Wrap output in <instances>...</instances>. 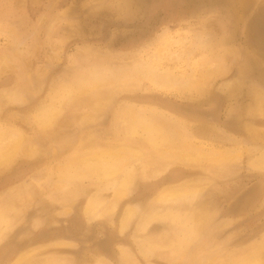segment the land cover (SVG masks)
<instances>
[{
	"label": "rangeland",
	"instance_id": "1",
	"mask_svg": "<svg viewBox=\"0 0 264 264\" xmlns=\"http://www.w3.org/2000/svg\"><path fill=\"white\" fill-rule=\"evenodd\" d=\"M262 27L264 0H0V264H264Z\"/></svg>",
	"mask_w": 264,
	"mask_h": 264
},
{
	"label": "bare ground",
	"instance_id": "2",
	"mask_svg": "<svg viewBox=\"0 0 264 264\" xmlns=\"http://www.w3.org/2000/svg\"><path fill=\"white\" fill-rule=\"evenodd\" d=\"M255 21V20H254ZM254 21L253 22H251L250 24H251V29L252 30H256L257 31V29L255 28V26H254ZM256 23L258 24V26H259V21L258 20H256ZM263 28V27H262ZM259 29H261V28H259ZM261 30H263L264 31V28L263 29H261ZM260 30V31H261ZM256 35H257V33H255ZM261 39V38H260ZM256 40H257V44H255V52H256V55H257V57L258 58H261V56L258 54V52H257V47H258V45H259V37L258 38H256ZM176 79V78H175ZM170 82V81H169ZM157 84H158V82H157ZM160 84V83H159ZM47 114V112H45L44 113V116ZM46 120V119H45ZM140 124V123H139ZM135 125H136V123H135ZM137 126V125H136ZM136 133V132H135ZM133 134V133H132ZM170 134V133H169ZM168 134V135H169ZM166 138H167V135L165 136ZM175 137V136H174ZM20 137L19 136H17V135H7L6 136V139L8 140V143L9 142H11V144H9V146H5V147H1L0 148V162H2L3 160H5L11 153H12V151H13V149H14V147H15V145L14 144H17L16 142H18V139H19ZM171 138V137H170ZM173 138V137H172ZM176 139V138H175ZM7 140H5L4 141V139L1 141V143L2 142H5L4 144H6V141ZM178 141V140H177ZM13 143V144H12ZM144 144H147V143H144ZM154 144H156V143H154ZM2 145V144H1ZM140 145V144H139ZM156 146V148L157 149H160L159 147H160V145L159 144H156L155 145ZM163 148V147H162ZM161 151H162V149H161ZM222 151V150H221ZM238 151V150H237ZM122 152V151H121ZM124 153H125V155L123 156L122 155V157L120 156V155H116V158H122V159H125V161L127 160V159H129V158H132V157H135V156H138L137 155V152L136 151H133V150H131V149H127V150H125V151H123ZM164 152H167L168 154H171V155H174V157H180V158H183V159H185V160H197V159H209V158H211V157H214V156H216L217 158H218V160H223V161H225V160H227V158L228 157H231V156H234L235 155V153H237L236 151H226L225 153H221V154H218V153H216V152H208V153H205V152H202V150L201 149H199V148H194V147H192V148H186V149H181L180 147H171L170 149H168V150H164ZM112 153V152H111ZM110 153V154H111ZM160 153V152H159ZM123 154V153H122ZM115 156V155H114ZM93 157V156H92ZM88 158V162H85L84 164H85V169L86 170H88V171H90V172H92V173H96L98 176H103V171H102V167H99V166H97V164L95 163V160H97L98 158H96V157H93V158ZM115 158V157H114ZM144 159V158H143ZM145 160V159H144ZM117 161V160H116ZM177 163H178V161H177ZM171 164V163H170ZM199 164V163H198ZM110 170V169H112V168H107V170ZM115 172V171H114ZM113 173V172H112ZM131 174V173H130ZM95 176V175H94ZM170 186V185H169ZM173 186V185H172ZM165 189V188H164ZM185 194H184V192H182V191H173V192H169L168 194H167V197H169V198H167V199H164V200H166V201H171V202H177L178 200H180V199H183V196H184ZM102 197V195L100 196V198ZM198 199V198H197ZM92 208H90V209H87V212H88V214L90 215V216H92L93 217V215H96V212H97V210L98 209H102L103 208V204L100 202V201H98V200H95V203H94V205H92L91 206ZM177 209V208H176ZM131 211V210H130ZM128 212V216H130V214H131V212ZM189 211H191V210H189ZM156 216H158V215H156L155 213H150L149 214V216L145 219V221H144V223H147V222H149V220H151V219H153V218H155ZM128 218V217H127ZM126 219V218H125ZM127 220V219H126ZM3 221V217H1V215H0V223ZM125 221V220H124ZM189 235H192V233H189ZM188 235V236H189ZM263 257V256H262ZM262 257H257V258H250V259H243V260H241V261H236V262H231V263H228V264H259V263H261L263 260V258Z\"/></svg>",
	"mask_w": 264,
	"mask_h": 264
},
{
	"label": "water",
	"instance_id": "3",
	"mask_svg": "<svg viewBox=\"0 0 264 264\" xmlns=\"http://www.w3.org/2000/svg\"><path fill=\"white\" fill-rule=\"evenodd\" d=\"M254 20H256V19L251 20V22H253ZM259 26H260V22H259Z\"/></svg>",
	"mask_w": 264,
	"mask_h": 264
}]
</instances>
